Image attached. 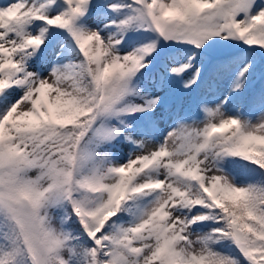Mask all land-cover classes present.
I'll use <instances>...</instances> for the list:
<instances>
[{"label":"snow or ice","instance_id":"1","mask_svg":"<svg viewBox=\"0 0 264 264\" xmlns=\"http://www.w3.org/2000/svg\"><path fill=\"white\" fill-rule=\"evenodd\" d=\"M0 264H264V0H0Z\"/></svg>","mask_w":264,"mask_h":264}]
</instances>
